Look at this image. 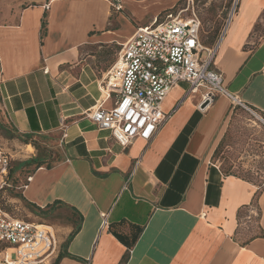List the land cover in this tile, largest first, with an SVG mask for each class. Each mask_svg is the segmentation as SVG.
Masks as SVG:
<instances>
[{
  "label": "crops",
  "instance_id": "1",
  "mask_svg": "<svg viewBox=\"0 0 264 264\" xmlns=\"http://www.w3.org/2000/svg\"><path fill=\"white\" fill-rule=\"evenodd\" d=\"M29 2H15V18L0 23V120L14 134L15 154L33 149L15 161L41 163L17 168L31 175L21 198L39 213L51 206L66 213L53 264H264V183L253 201L259 185L211 162L229 100L216 94L201 108L205 89L185 95L188 84L179 82L161 102L170 116L157 135L122 147L84 112L116 99L102 84L127 19L119 13L109 27L107 0ZM135 3L117 10L126 7L143 26L175 0ZM263 25L264 0H236L211 64L224 87L259 112L264 37L255 42L253 34ZM119 222L125 232L141 227L131 248L110 231Z\"/></svg>",
  "mask_w": 264,
  "mask_h": 264
},
{
  "label": "built area",
  "instance_id": "2",
  "mask_svg": "<svg viewBox=\"0 0 264 264\" xmlns=\"http://www.w3.org/2000/svg\"><path fill=\"white\" fill-rule=\"evenodd\" d=\"M234 12L235 6L227 26ZM199 25L196 17L185 20L170 13L137 26L120 45L102 84L107 97L116 95L113 105L106 108L101 100L84 115L126 147L137 138L150 142L157 135L170 116L161 110V102L179 82L188 84L185 95L204 88L202 102L221 94L232 105L248 108L224 87L221 74L211 67L218 44L205 47ZM4 110L0 100V112ZM9 166L10 156L0 148V264H53L58 253L53 226L17 218L3 208V195L12 186ZM30 179L28 175L22 189Z\"/></svg>",
  "mask_w": 264,
  "mask_h": 264
},
{
  "label": "rangeland",
  "instance_id": "3",
  "mask_svg": "<svg viewBox=\"0 0 264 264\" xmlns=\"http://www.w3.org/2000/svg\"><path fill=\"white\" fill-rule=\"evenodd\" d=\"M30 0H0V23H8L15 18V2L20 5L30 3ZM110 3V25L116 26L119 13L128 21V30L122 32L126 40L131 36L137 27L135 15H131L124 7L118 11L115 7L126 2L136 1L135 4L142 9L144 5H150L155 0H107ZM113 5L115 7H113ZM236 6V0H175V3L157 13L158 20L165 17L166 12L172 16L182 19L196 17L199 22V39L205 47H215L224 35L227 28V19L232 9ZM136 11V10H135ZM156 11V10H154ZM148 21L152 16L147 18ZM147 21V20H146ZM145 22V21H144ZM253 39L258 42L264 37V25L255 28ZM214 39L212 45L210 41ZM120 46L115 44V51L118 55ZM14 134L7 129L0 120V148L6 154H11L9 168L12 172L9 180L12 184L4 193L2 199L3 208L20 219L36 223L52 225L56 234L57 242L66 234L63 224L67 223L65 211H52L49 215L41 213L21 198L22 185L26 183V177L30 170L19 171L15 158H23L33 149L29 145L15 154ZM211 162L216 164L223 173L239 176L247 181L262 185L264 183V112L259 113L251 108L232 106L227 118V127L217 146L211 155ZM17 174H19L17 176ZM248 234L241 235L239 240L247 238Z\"/></svg>",
  "mask_w": 264,
  "mask_h": 264
},
{
  "label": "trees",
  "instance_id": "4",
  "mask_svg": "<svg viewBox=\"0 0 264 264\" xmlns=\"http://www.w3.org/2000/svg\"><path fill=\"white\" fill-rule=\"evenodd\" d=\"M118 1V0H116ZM166 14H170V12H166ZM46 27V19H45V16L42 20V23H41V39H42V35L44 34V29ZM214 42V39H212L210 41V45H212ZM234 106H237V105H233ZM239 106V105H238ZM256 111V110H255ZM256 112H259V111H256ZM259 113H262V112H259ZM36 162L37 163V166H40L41 163L40 162H37L36 160H27V161H24V162H20V163H17V167L16 168H20V167H23V166H26V165H29L33 162ZM12 172V170L9 168L8 169V176L10 175V173ZM227 174V173H226ZM258 185V184H257ZM263 184L260 186L259 185V189L256 191L255 193V197H253V201L256 199L257 195L259 194L261 188H262ZM52 208L53 206H51L49 209L47 210H43L41 211V214L40 215H49L50 212H52ZM125 225V222H119L118 224H112L110 226V231L113 233V235L122 243L124 244L127 248H131L135 241L137 240V237L139 236L140 232H141V227L137 226V225H133V224H129V231L125 232V231H122L120 229L121 226H124ZM78 229V226L75 228V230L70 234V237H72V235L77 231Z\"/></svg>",
  "mask_w": 264,
  "mask_h": 264
},
{
  "label": "water",
  "instance_id": "5",
  "mask_svg": "<svg viewBox=\"0 0 264 264\" xmlns=\"http://www.w3.org/2000/svg\"><path fill=\"white\" fill-rule=\"evenodd\" d=\"M209 101H204L200 104V107L203 108Z\"/></svg>",
  "mask_w": 264,
  "mask_h": 264
},
{
  "label": "bare ground",
  "instance_id": "6",
  "mask_svg": "<svg viewBox=\"0 0 264 264\" xmlns=\"http://www.w3.org/2000/svg\"><path fill=\"white\" fill-rule=\"evenodd\" d=\"M100 12H101L102 14H105V13H106V9H105V8H100Z\"/></svg>",
  "mask_w": 264,
  "mask_h": 264
}]
</instances>
